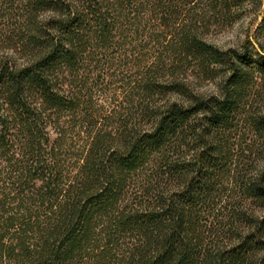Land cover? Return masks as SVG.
<instances>
[{"label": "trees", "instance_id": "1", "mask_svg": "<svg viewBox=\"0 0 264 264\" xmlns=\"http://www.w3.org/2000/svg\"><path fill=\"white\" fill-rule=\"evenodd\" d=\"M236 5L0 0V264H264V52L204 38Z\"/></svg>", "mask_w": 264, "mask_h": 264}, {"label": "rangeland", "instance_id": "2", "mask_svg": "<svg viewBox=\"0 0 264 264\" xmlns=\"http://www.w3.org/2000/svg\"><path fill=\"white\" fill-rule=\"evenodd\" d=\"M235 12L238 17L231 23L225 24L221 20L208 25L204 38L207 42L221 49H238L248 39L256 44L264 52V28H261L260 20L263 12L262 5L251 3L252 0H236ZM204 90H212L213 84L204 83Z\"/></svg>", "mask_w": 264, "mask_h": 264}]
</instances>
